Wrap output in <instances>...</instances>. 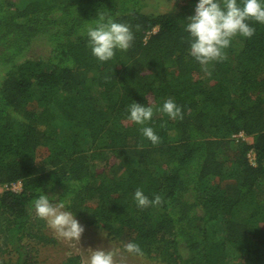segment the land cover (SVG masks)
<instances>
[{"label":"trees","instance_id":"obj_1","mask_svg":"<svg viewBox=\"0 0 264 264\" xmlns=\"http://www.w3.org/2000/svg\"><path fill=\"white\" fill-rule=\"evenodd\" d=\"M196 3L0 0V185L21 182L0 192L2 264H37L27 237L53 242L31 210L43 193L164 264H264V24L201 65L184 31ZM100 15L134 35L105 62L86 36ZM168 98L183 119L159 111ZM133 101L153 108L144 125L128 120ZM137 188L162 203L138 208Z\"/></svg>","mask_w":264,"mask_h":264},{"label":"clouds","instance_id":"obj_2","mask_svg":"<svg viewBox=\"0 0 264 264\" xmlns=\"http://www.w3.org/2000/svg\"><path fill=\"white\" fill-rule=\"evenodd\" d=\"M184 21V31L188 34L189 55L199 64L207 65L209 62L223 61L227 58L224 50L230 46L235 36L250 38L254 35L255 29L248 21L264 24V2L262 0H239V2L238 0H198L194 6V15L186 17ZM139 27L136 25L137 30ZM86 36L92 55L100 62L111 60L116 50L127 51L134 40L130 25L117 23L103 15L99 16L95 26L87 28ZM127 111L128 120L137 125H144L153 117L151 106L145 107L134 101L127 106ZM159 111L167 114L171 119H183L181 108L172 98L165 100ZM140 131L153 145L160 143V138L153 128L142 127ZM50 197L55 198L56 202ZM133 199L140 209L162 203L160 195L157 194L149 200L139 188L135 190ZM65 209V203L58 197L43 193L33 202L31 210H34L37 218L46 222L58 238L79 244L84 228L75 219L74 214ZM87 251L89 254L86 264H116V252L112 249L98 246ZM123 251L128 254L143 255L139 245L134 242L124 244Z\"/></svg>","mask_w":264,"mask_h":264},{"label":"rangeland","instance_id":"obj_3","mask_svg":"<svg viewBox=\"0 0 264 264\" xmlns=\"http://www.w3.org/2000/svg\"><path fill=\"white\" fill-rule=\"evenodd\" d=\"M176 1L177 0H145V7L143 10L147 13L153 14L166 12L172 8ZM209 72L210 71H206L202 76H209ZM113 162L115 163L114 157L110 158L107 164ZM4 189H8V187L0 185V192ZM19 190L20 189L17 191ZM74 217L84 228L79 244L58 238L54 232L49 229L47 224L45 232L54 239L53 242L38 243L29 237L25 238L24 242L26 246L36 255L37 264H57L73 254L80 255L82 264H86V258L89 254L87 249H95L98 246L114 250L116 252V264H164L158 260L146 258L143 255L128 254L124 252L121 243L116 239L110 238L105 230L97 227L95 224L87 223L86 220H83L78 216ZM101 234L103 236H101ZM0 264H2L1 259Z\"/></svg>","mask_w":264,"mask_h":264},{"label":"built area","instance_id":"obj_4","mask_svg":"<svg viewBox=\"0 0 264 264\" xmlns=\"http://www.w3.org/2000/svg\"><path fill=\"white\" fill-rule=\"evenodd\" d=\"M235 137H242L243 136V132L240 133H236L234 134ZM249 159L250 161H254L255 158V153L253 151H250L248 153ZM6 187H8V189H11L13 191L18 192L17 190L20 189L21 190V182L20 181H16V182H11L10 184H5ZM19 190V191H20Z\"/></svg>","mask_w":264,"mask_h":264}]
</instances>
